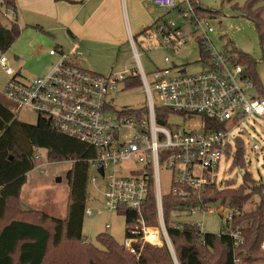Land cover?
Wrapping results in <instances>:
<instances>
[{"label":"built area","instance_id":"1","mask_svg":"<svg viewBox=\"0 0 264 264\" xmlns=\"http://www.w3.org/2000/svg\"><path fill=\"white\" fill-rule=\"evenodd\" d=\"M152 3L166 11L179 5L177 0H152ZM182 4L186 7L181 11L182 16L191 22L194 32L203 33L204 39L198 38L203 40L211 67L205 66L203 61L204 69L197 74L188 75L181 71L172 76V69L166 68L147 75L138 53H135L138 70L133 71L131 77H138L142 83L147 96L146 109L114 111L110 102L114 104L118 85L130 77L124 74L103 76L87 71L60 47L49 52L52 57L60 56L50 73L31 81L12 69L4 55L0 56V67L9 78L2 94L14 109H31L47 119L55 131L96 150L95 157L88 163L98 176L106 179L103 192L105 211L99 210L97 214L122 211L134 214L127 221L128 215L122 213L126 219L125 250L137 254L148 245L165 246L176 264L174 246L165 223L163 201L167 194H163L160 187V166L164 164L172 172L170 193L185 201L182 207L188 215L207 212L208 206L194 205L191 201H198L203 190L218 184L216 172L230 147L226 139L231 130L227 128L230 125L238 127L250 116L264 119V99L247 95L254 85L245 76L243 67L228 54L214 48L207 38L214 29L208 19L196 14L191 1L184 0ZM166 26L171 30L174 23ZM164 31L160 28V32ZM177 35L180 36L181 31ZM162 37L165 43L175 46L171 42L173 35ZM179 41L178 44L183 38ZM132 44L136 51L135 42ZM165 62L168 63L169 59L166 58ZM157 108L170 110L185 122L199 120L200 128L174 131L160 125L157 123ZM217 126L222 128L215 129ZM252 150L264 155V147L258 144ZM35 160L41 161V157L36 155ZM150 194L156 204V225H149L144 216ZM217 211H227L223 233L233 234L236 210L223 205ZM85 214L92 216L93 212L86 209ZM184 225H191L204 234L199 223L176 224L178 227ZM234 238L236 244L241 241L238 235ZM235 263L241 264L239 259Z\"/></svg>","mask_w":264,"mask_h":264},{"label":"rangeland","instance_id":"2","mask_svg":"<svg viewBox=\"0 0 264 264\" xmlns=\"http://www.w3.org/2000/svg\"><path fill=\"white\" fill-rule=\"evenodd\" d=\"M198 3L204 10L216 13L205 15V18L208 19L214 29V32L207 35L214 48L226 54L231 51L248 54L254 60L256 80L252 76H249V80L253 85L255 83L256 85L248 91L247 95L258 98L260 90L263 89L262 91H264V52L256 25L242 14L241 9L244 8L247 0H198ZM182 5V10H185L186 7H184V4ZM259 6L264 7V2ZM152 9L158 12V16L164 18L160 23L161 28L168 31L166 25L173 22L174 26L171 28L181 31L180 36L173 35L174 39L171 42L178 44L181 37L183 41L178 46L172 47L171 44L164 42L162 35H154L153 38L138 37L139 42H136V51L144 72L149 75L157 69L169 68L172 69L171 75L174 76L183 69L188 75L202 71L204 65L199 62L201 52L197 37L204 39L202 37L203 33L194 32L191 22L187 21L176 9L169 12L157 7H152ZM18 13L20 18L21 11L18 10ZM261 17L264 19V12ZM0 19L5 27H10L12 23L17 21L13 12H7L4 9ZM19 26L22 30L19 39L3 55L12 69L20 72L27 80L41 78L50 73L60 59L59 55L50 56L49 52L51 50L60 47L65 54L71 55L70 49L75 46V41L71 35H68V32L56 30L47 33L21 22H19ZM79 50L81 53L78 54V58L83 69L93 73L100 75L113 74L114 76L124 74L129 78L133 70H137L138 62L135 59L134 49L129 39L119 45H102L92 50L84 47ZM166 58L169 59L168 63L165 62ZM8 82L9 78L0 67L1 94ZM143 89L141 85L137 87L127 86L126 81L120 83L118 91L115 93L114 104L110 102V106L113 107L114 111L146 109L147 96ZM155 99L157 100L156 94ZM5 102L14 110L13 112L19 121L30 125L37 124L39 115L36 112L28 108L14 109L10 101L5 99ZM167 121L166 127L174 131H192L200 128L199 120L191 123L185 122L181 117L171 116ZM227 129L231 130L229 137L226 139V142L230 145L229 153H227V157L221 160L219 169L216 172L218 184L211 186H216L220 191L225 190L230 185L238 186L242 183L243 175L249 173L255 181L263 186L262 189L264 190V155L262 152L252 150L255 144L264 147V119L250 116L243 120L238 127L232 128L230 125ZM237 147L242 148L240 162L234 158ZM37 155L41 157V161L35 162V169L27 175L26 184L23 186L18 199L21 209L24 211H37L48 217L65 219L75 194L79 192V184H76L74 179L72 180L73 183L70 184L67 178L68 172L73 168L72 161L56 162L52 160L49 162L47 151L44 149L37 150ZM83 162V160L78 161L79 169ZM78 168L75 167V171ZM93 178H97V180L93 181ZM159 181L163 194L170 193L172 172L164 164L160 166ZM85 185L87 191L85 208L91 209L93 215H83V243L101 248L97 236L106 233L113 237L119 245L123 246L126 236V219L122 213L104 212L103 215L97 214L99 210L105 211L103 192L106 179L98 176L93 168H89L88 181ZM258 192H261V188ZM257 200L261 202L262 197L259 195L253 197L245 206V209L255 206ZM221 207L220 204H210L207 212H198L192 215H188L184 211H174L172 222L175 224L199 223L204 234L219 235L226 230V226H223V220L227 211H224V213L217 211ZM108 225L109 228H107ZM83 243L82 245H84ZM76 245L78 244L75 243V246H72L73 248L69 253H77L80 259L84 257L82 250H80L82 246L80 244L79 247ZM49 253L50 259H53L57 254L53 250Z\"/></svg>","mask_w":264,"mask_h":264},{"label":"trees","instance_id":"3","mask_svg":"<svg viewBox=\"0 0 264 264\" xmlns=\"http://www.w3.org/2000/svg\"><path fill=\"white\" fill-rule=\"evenodd\" d=\"M190 1L200 18L216 14L204 10L196 1ZM262 2L264 0H247L241 10L242 14L256 25L264 52V19L261 17L264 7L259 6ZM3 9L16 15L15 0H0V15ZM154 27L143 30L136 37V41L140 37L147 38L148 31ZM21 32L17 21L10 27H5L0 19V56L10 50L19 39ZM197 41L202 59L199 62L204 61L205 66L210 68L211 63L204 49L203 40L197 37ZM175 45L178 46L177 43ZM228 55L236 61V64L246 67L245 76H252L255 79V63L248 54L231 51ZM126 83L130 87L142 86L138 77H130ZM262 90L258 95L260 99H264ZM5 99L0 93V264H82V262L83 264H176L165 246L148 245L137 254H132L106 233L97 236L101 248L83 243V215L87 201L85 184L88 181L90 168L88 160L95 157L96 150L55 131L49 121L43 117H39L36 125L19 121ZM156 114L157 123L163 126L167 125L169 117L174 116V113L164 108H157ZM41 149L47 151L49 162L72 161L73 168L68 172L67 178L70 184L73 179L79 184V192L75 194L65 219L48 217L32 210L24 211L18 201L26 184L27 175L35 169V162H40L35 160V156L37 150ZM241 149L237 147V152L234 154V158L239 162L242 159ZM79 160L85 162L80 169L77 165ZM75 167L78 168L76 171ZM262 187L249 173H245L242 183L238 186L230 185L223 191L211 186L201 192V199L191 201L194 205L209 207L210 204H220L235 209L232 232L241 240L237 244L232 233L202 234L191 225L176 226L172 222V214L174 211L186 210L182 207L185 201L172 193L167 194L163 201L165 223L174 246L177 263L236 264L235 260L239 259L241 264H264ZM260 188L261 192H258ZM258 195L262 197V201L257 200L255 206L245 209L253 197ZM122 213L128 215L127 221L134 216L131 211H122ZM144 216L149 225H156V204L152 194L144 207ZM75 243L82 246L80 250L84 257L80 259L77 253H69ZM51 250L57 253L53 259L49 258Z\"/></svg>","mask_w":264,"mask_h":264},{"label":"crops","instance_id":"4","mask_svg":"<svg viewBox=\"0 0 264 264\" xmlns=\"http://www.w3.org/2000/svg\"><path fill=\"white\" fill-rule=\"evenodd\" d=\"M177 1L179 5L175 9L181 14L184 0ZM15 3L18 24L26 23L27 26L47 33L56 30L68 32L75 46L70 49L71 55H67L81 68L78 58L80 48L92 50L102 45L114 46L128 39L136 45V37L155 25L148 31V35H177L179 32L175 28L160 32V23L164 18L152 9L156 7L152 0H15ZM18 10L21 11L20 18ZM135 53L137 51L134 49Z\"/></svg>","mask_w":264,"mask_h":264}]
</instances>
